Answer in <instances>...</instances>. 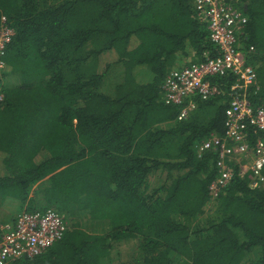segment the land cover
<instances>
[{
    "label": "trees",
    "instance_id": "obj_1",
    "mask_svg": "<svg viewBox=\"0 0 264 264\" xmlns=\"http://www.w3.org/2000/svg\"><path fill=\"white\" fill-rule=\"evenodd\" d=\"M239 1L241 48L257 72L247 94L264 108V0ZM2 26L14 33L0 58V226L50 206L107 226L75 223L9 264H264V186L235 164L214 196L218 153L197 150L224 135L234 76H213L226 93L197 99L184 119L164 101L174 68L222 52L190 0H0ZM9 75L16 82H1Z\"/></svg>",
    "mask_w": 264,
    "mask_h": 264
},
{
    "label": "built area",
    "instance_id": "obj_2",
    "mask_svg": "<svg viewBox=\"0 0 264 264\" xmlns=\"http://www.w3.org/2000/svg\"><path fill=\"white\" fill-rule=\"evenodd\" d=\"M198 11L209 20L214 43L222 49L220 55L174 68L166 77L164 101L181 106L178 119H184L197 107V99L208 100L224 95V89L213 82L215 75L231 73L235 80L229 94L226 109L225 133H212L197 145L198 153L212 150L218 153L219 176L211 184L214 196L225 188L237 173L245 175L249 170L255 179L251 186H264V108L254 106L248 98V88L257 84V72L246 64L243 51L244 33L248 17L239 0H190ZM6 17L3 16V22ZM14 30L2 26L0 30V58L5 54ZM250 51L254 47L249 48ZM3 66V61H0ZM258 87V85H257ZM242 88L243 91L239 89ZM4 92L0 89V103ZM68 229L65 216L50 207L36 211H23L12 222L0 226V264H9L25 255L43 253L60 240Z\"/></svg>",
    "mask_w": 264,
    "mask_h": 264
},
{
    "label": "rangeland",
    "instance_id": "obj_3",
    "mask_svg": "<svg viewBox=\"0 0 264 264\" xmlns=\"http://www.w3.org/2000/svg\"><path fill=\"white\" fill-rule=\"evenodd\" d=\"M4 63H3V66L2 67H4ZM9 68H6V71L8 70ZM115 69H119V68H115ZM114 69V70H115ZM137 69V71H136V77L140 80V82H147V81H149L152 77H153V74H152V71L150 70V67L149 66H147V65H141L139 68H136ZM120 70V69H119ZM116 77V76H115ZM114 77V75H110V78L112 79V78H115ZM110 81V83H111V86L109 87V86H107V87H105V89L108 91V92H112V90H113V84H112V81H113V83L115 84L118 80L117 79H115V80H113L112 79V81L111 80H109ZM1 82H4V83H7V85L8 84H12V83H14V82H16V77L15 76H13V75H9V76H7V77H5V78H3L2 79V81ZM55 198H59V197H57V196H55ZM50 207H53V208H55V206H50ZM0 209L1 210H3L1 207H0ZM3 212V211H2ZM75 216L74 217H72V216H67L66 215V219H67V221H68V228L70 229L71 227H73V226H76L75 225V223L77 224V225H80L81 227H83V228H85V229H87V230H89V231H92V232H95L94 230H97V231H100V232H106V230H107V226H106V224L104 223V222H102V221H93V220H91L90 218H89V216L88 215H85V214H83V213H81V209H79V210H75ZM20 213H18L17 214V212L16 213H14V216H15V218L19 215ZM202 218H205V216L204 217H202ZM13 219L14 218H11V221L10 222H12L13 221ZM9 221V220H8ZM134 242L133 243H131V242H126V244H125V246H126V250L127 251H132V250H134ZM248 257H247V259L246 260H250V259H253V258H255L256 257V251L254 250V251H252V252H250L248 255H247ZM119 264L120 263V260L118 259V261H117V258L116 259H114V262H112L111 261V259L110 260H107V264Z\"/></svg>",
    "mask_w": 264,
    "mask_h": 264
},
{
    "label": "crops",
    "instance_id": "obj_4",
    "mask_svg": "<svg viewBox=\"0 0 264 264\" xmlns=\"http://www.w3.org/2000/svg\"><path fill=\"white\" fill-rule=\"evenodd\" d=\"M8 214H9V213H8ZM12 218H14V219H15V216H14V217H12ZM14 219H13V220H14ZM10 221H11V218H10V220H9V221H7V222H10Z\"/></svg>",
    "mask_w": 264,
    "mask_h": 264
},
{
    "label": "clouds",
    "instance_id": "obj_5",
    "mask_svg": "<svg viewBox=\"0 0 264 264\" xmlns=\"http://www.w3.org/2000/svg\"><path fill=\"white\" fill-rule=\"evenodd\" d=\"M4 55H5V54H4ZM4 55H3V56H4ZM0 61H2V60H0ZM0 67H2V66H0ZM60 213H61V212H60ZM62 214H63V213H62ZM63 215H64V214H63ZM64 216H65V215H64ZM65 217H66V216H65ZM15 219H16V218H15ZM13 221H14V220H13Z\"/></svg>",
    "mask_w": 264,
    "mask_h": 264
}]
</instances>
